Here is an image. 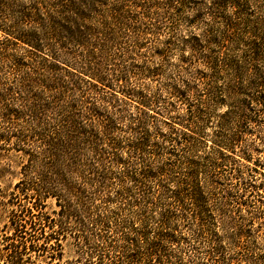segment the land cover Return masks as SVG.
Segmentation results:
<instances>
[{
	"label": "trees",
	"instance_id": "trees-1",
	"mask_svg": "<svg viewBox=\"0 0 264 264\" xmlns=\"http://www.w3.org/2000/svg\"><path fill=\"white\" fill-rule=\"evenodd\" d=\"M179 17L185 33L172 47L162 33ZM166 63L179 83L162 98L152 83ZM0 75V158L4 172L20 170L15 187L28 204L16 220L59 231L74 221L82 264H101V228L109 215L120 228L130 201L136 235L155 221L150 243L128 242L142 244L148 264L173 263L163 244L182 249L192 229L210 246L205 259L221 264L222 245L205 236L201 184L218 180L209 166L255 176L244 161L255 163L246 136L264 130V0H0ZM232 191L215 224L238 248L252 221L241 213H263L264 181ZM41 236L17 241L14 253L45 254L57 238Z\"/></svg>",
	"mask_w": 264,
	"mask_h": 264
},
{
	"label": "rangeland",
	"instance_id": "rangeland-1",
	"mask_svg": "<svg viewBox=\"0 0 264 264\" xmlns=\"http://www.w3.org/2000/svg\"><path fill=\"white\" fill-rule=\"evenodd\" d=\"M193 6V5H191ZM169 28H164V37H170V44L172 47L181 36L185 33L186 26L184 25V20L179 17V20L172 19L169 21ZM169 33V34H168ZM153 43H147L148 48H152ZM172 55V54H171ZM143 53L140 57V61L149 65V58ZM156 62V61H155ZM157 63V62H156ZM3 76V75H0ZM1 78V77H0ZM147 83L148 80H145ZM142 81V82H145ZM177 76H174L171 73V66L165 64L163 67V73L160 75L153 84L157 86L158 93L163 98L165 95V89L170 88L173 84H178L179 82ZM161 90V91H160ZM255 131L256 135L251 136L247 135L249 144L252 146V157H254L255 163H249L244 161L245 164L250 167H255L256 172H253L255 176L251 179L249 172L246 169H240L238 164L233 166H223L220 172L215 173L214 169H211L209 166L206 169L208 176L213 178L217 177L215 182H210L208 184H201L202 190L205 193H210L209 203L207 209L205 210V236L209 239V242H218L222 245L223 249L221 254H216L215 259L218 262L225 264H264V210L263 213L259 212H250L249 214L241 213L242 217L245 219H251V223H243L244 233L242 240L240 242V247L235 248L230 246L224 238L222 231L215 224L216 213L214 212L215 207L221 205V200H224V194L228 191H234L238 187H243L246 184L261 183L264 181V130L261 127L256 126ZM258 134L262 139L260 140ZM1 147V144H0ZM149 149V148H148ZM2 155H5V152L0 151ZM13 155L15 153H12ZM10 155V154H9ZM171 168L177 164V159L173 158ZM176 159V160H175ZM5 161V160H4ZM0 158V264H82L85 263V255L82 254V250L78 246V239L75 238L78 231L74 221L70 222V227L64 228L62 231H59V226H52L51 228L43 227L39 224L30 225V222L27 220H16V217L20 215L19 219L25 218L26 213L23 212L22 207L27 206L28 204L23 199V196L18 195L19 192L16 190V184L21 178L20 170L17 168L3 171L6 166ZM176 161V162H175ZM176 171L177 177H182L185 173L184 166L182 168H177ZM214 174H217L216 176ZM236 175V176H235ZM203 179V176L200 177V180ZM232 191V192H233ZM262 192V191H260ZM248 200H251L249 197ZM123 209L120 213L118 221L123 222L120 224V228L115 226L114 220L110 218L105 220L106 224L101 228L102 233L105 236V241L100 243L101 250L107 256L104 263L101 264H148L143 256L144 249L141 247L142 244L138 246H131L128 242H134L138 239L145 244L150 243L155 236V221L152 220L145 227H140L138 229L140 236L130 228L133 223H135L132 214H131V202L125 201ZM47 208L46 212L53 218L56 217L54 211H58L59 208L55 205L54 199H49L46 203ZM116 205L113 203L109 205L107 214H111L112 211H115ZM139 213H143L142 209H139ZM253 215H252V214ZM113 215V214H112ZM252 216V217H251ZM240 224V219H238ZM242 225V226H243ZM43 231V232H42ZM49 235L53 233V237L57 238L52 239L47 246V252L36 256L35 254H25V255H16L14 253V246L17 241L26 242L29 245V240L31 236L36 237V243L43 244L44 238L41 236L42 233ZM79 236V235H77ZM186 236L188 241L183 245L182 249H179L175 245H169L168 243L163 244V248L170 252L174 250V255L176 258L172 259L173 263L169 264H212V261H207L205 259V254L209 251V244L207 242H199L194 239V230L186 231ZM78 238V237H77ZM81 238V235L80 237ZM56 242L59 246H56ZM146 244V245H147ZM197 244L196 251L194 245ZM137 245V244H136ZM140 245V246H139ZM61 249L63 257L61 260H51V253H54V249ZM172 252V251H171ZM95 261V260H94Z\"/></svg>",
	"mask_w": 264,
	"mask_h": 264
}]
</instances>
